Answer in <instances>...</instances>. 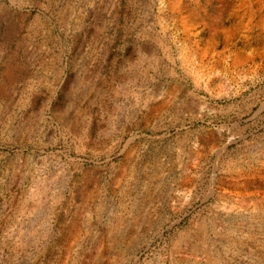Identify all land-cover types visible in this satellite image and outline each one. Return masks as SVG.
<instances>
[{
  "label": "rangeland",
  "instance_id": "rangeland-1",
  "mask_svg": "<svg viewBox=\"0 0 264 264\" xmlns=\"http://www.w3.org/2000/svg\"><path fill=\"white\" fill-rule=\"evenodd\" d=\"M225 3L0 0V264H264V8Z\"/></svg>",
  "mask_w": 264,
  "mask_h": 264
},
{
  "label": "bare ground",
  "instance_id": "bare-ground-1",
  "mask_svg": "<svg viewBox=\"0 0 264 264\" xmlns=\"http://www.w3.org/2000/svg\"><path fill=\"white\" fill-rule=\"evenodd\" d=\"M234 2H240L242 4H244L247 9H246V12L245 14H249L251 17H253L256 12L260 13L261 14V11L262 9L264 8V0H226V3L224 5V8L219 10V19L223 18L224 16L227 15H232L233 13L231 12L232 10H229V8L231 7L230 5L233 4L234 6ZM241 5V4H240ZM238 6V5H235V7ZM243 6V5H242ZM239 8V7H238ZM235 9V8H234ZM243 10V9H242ZM259 14V16H260ZM239 17H244V15H240L238 14L232 25L230 26H222L220 28V31L223 33V39H224V42H223V46L224 48H227L228 46H232L234 45L232 39L233 37H236L238 35H240V31L241 29L243 28H248V29H251V26H249V23L248 22H241V20L239 19ZM250 18V17H249ZM233 19V18H232ZM263 20H264V17H263ZM243 21V20H242ZM251 23V22H250ZM223 25V24H222ZM257 25V24H256ZM216 30V29H215ZM218 31V30H216ZM219 31V32H220ZM217 33L213 34L214 36L216 35ZM212 35V36H213ZM213 38V37H212ZM246 43L243 45V50L238 53L236 55V58L238 59L239 62L242 61L241 57L242 56H245V57H249V50L253 52H255L256 50H259L261 49L263 46H264V34L262 33H258V37L255 38V41L253 43L250 42V39H251V36L248 37L246 35ZM214 40V39H213ZM216 40V39H215ZM214 40V41H215ZM232 42V43H230ZM206 51V50H205ZM250 51V52H251ZM238 52V51H237ZM236 52V53H237ZM205 53V52H204ZM206 54V53H205ZM204 55V54H203ZM252 55V54H251ZM254 55V54H253ZM206 56V55H205ZM236 59V60H237ZM255 59V58H254ZM252 61V60H251ZM237 64V63H236Z\"/></svg>",
  "mask_w": 264,
  "mask_h": 264
},
{
  "label": "crops",
  "instance_id": "crops-1",
  "mask_svg": "<svg viewBox=\"0 0 264 264\" xmlns=\"http://www.w3.org/2000/svg\"><path fill=\"white\" fill-rule=\"evenodd\" d=\"M235 5H238V6H236L235 7ZM239 5H240V2H234V6H233V4L232 5H230L231 7L229 8V10H235V9H238V7H239ZM242 5H244V4H242ZM223 7V6H222ZM235 8V9H234Z\"/></svg>",
  "mask_w": 264,
  "mask_h": 264
}]
</instances>
